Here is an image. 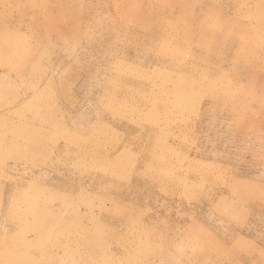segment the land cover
I'll use <instances>...</instances> for the list:
<instances>
[{
	"label": "rangeland",
	"instance_id": "obj_1",
	"mask_svg": "<svg viewBox=\"0 0 264 264\" xmlns=\"http://www.w3.org/2000/svg\"><path fill=\"white\" fill-rule=\"evenodd\" d=\"M0 264H264V0H0Z\"/></svg>",
	"mask_w": 264,
	"mask_h": 264
},
{
	"label": "bare ground",
	"instance_id": "obj_2",
	"mask_svg": "<svg viewBox=\"0 0 264 264\" xmlns=\"http://www.w3.org/2000/svg\"><path fill=\"white\" fill-rule=\"evenodd\" d=\"M188 84V83H187ZM190 84V83H189ZM38 218V217H37Z\"/></svg>",
	"mask_w": 264,
	"mask_h": 264
}]
</instances>
